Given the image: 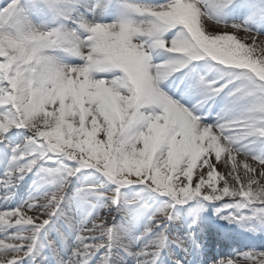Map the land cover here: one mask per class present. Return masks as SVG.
<instances>
[{"label":"snow or ice","instance_id":"1","mask_svg":"<svg viewBox=\"0 0 264 264\" xmlns=\"http://www.w3.org/2000/svg\"><path fill=\"white\" fill-rule=\"evenodd\" d=\"M0 264H264V0H3Z\"/></svg>","mask_w":264,"mask_h":264},{"label":"rangeland","instance_id":"2","mask_svg":"<svg viewBox=\"0 0 264 264\" xmlns=\"http://www.w3.org/2000/svg\"><path fill=\"white\" fill-rule=\"evenodd\" d=\"M3 0H0V2H2ZM257 243H259V241H257Z\"/></svg>","mask_w":264,"mask_h":264}]
</instances>
